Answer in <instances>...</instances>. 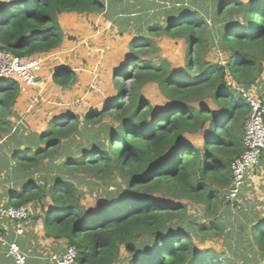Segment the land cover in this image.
<instances>
[{
	"label": "trees",
	"instance_id": "16d2710c",
	"mask_svg": "<svg viewBox=\"0 0 264 264\" xmlns=\"http://www.w3.org/2000/svg\"><path fill=\"white\" fill-rule=\"evenodd\" d=\"M201 1L206 6L203 14L197 5H187L188 0H172L153 13L158 5L118 12L115 0H8L0 8V49L22 57L48 56L41 74L50 71L52 86L63 90L78 85L81 74L76 70L81 65L60 62L65 56L62 48L73 40L66 34L65 15L77 14L91 28L92 15L97 14L111 27L119 23L118 16L128 20L127 26L138 14L134 19L144 20L132 28L120 27V33L133 31L137 37L124 67L112 69L118 93L107 97L100 111L92 109L84 117L72 112L55 116L39 135L19 128L12 132L25 137V148L14 153L16 164L29 175L43 174L28 179L15 206L50 197L52 208L43 217L46 236L75 245L77 264H236L240 248L246 247L245 253L253 247L251 241L256 243L252 250L264 257V218L250 217L244 230L233 226L239 221L236 216L200 222L182 201L199 202L208 214L219 206L231 183L232 162L245 149L244 127L251 107L242 90L264 97V0ZM161 16L164 21L158 19ZM209 22L215 27L210 36ZM147 33L185 38L190 50L186 68L177 70L164 58H140L139 53L154 45L142 39ZM91 45L103 61L106 41ZM209 45L227 61L205 60L202 50ZM112 50L117 58V49ZM121 76L133 79L129 93ZM149 83H156L171 100L169 108L157 109L140 96ZM31 88L23 89L14 78L0 79V137L11 132L15 105ZM207 98L222 110L203 104ZM55 103L75 108L83 98L79 105ZM105 118L114 119L117 126L104 123ZM80 174L103 181L120 178L114 183L120 189L106 191L108 197L97 209L87 207ZM220 237L230 241L225 244L230 254L226 258L201 246Z\"/></svg>",
	"mask_w": 264,
	"mask_h": 264
},
{
	"label": "rangeland",
	"instance_id": "374dc122",
	"mask_svg": "<svg viewBox=\"0 0 264 264\" xmlns=\"http://www.w3.org/2000/svg\"><path fill=\"white\" fill-rule=\"evenodd\" d=\"M7 1L8 0H0V8H2L6 4ZM244 1H249V0H244ZM114 3H116V5H117V6L115 5V7L117 8L118 12H120L121 9L124 7L130 9V11L140 12L142 10V7H144V6L158 5L157 8L155 7V9L151 10V13H153V11L159 12L161 5L169 6L170 4H172V0H115ZM187 5H189V6L197 5L201 10L200 13H202V14H203L204 10L206 9L204 2L201 0H188ZM140 16L141 15L138 14L137 16H134V17H140ZM134 17H132L133 21L130 23V25L127 26L128 20L125 21V19L122 16H118L117 21H119V23H114L116 27L110 26V28L107 29L106 31H104L103 33L101 32L103 29L102 30L100 29V27L103 25L97 24V26H95V28L97 29L96 32L99 31L98 32L99 41H106L107 47H109L110 50H111L110 45H112V47L114 49H117L116 54L118 56H117V59L115 61V64H114V66L109 65L108 67L103 68V61H101V59H98L99 57L95 56V58H96L95 61H93V59L89 60V65L91 67H86V69H87L86 72L90 73V71L93 70L92 74H93L94 79L93 80L90 79L88 81V83L90 81H92V83H90V85L88 83L85 84V86H84L85 94L83 95L84 96L83 97V103H81V104L86 103L85 105H87V101L88 102L94 101V103L92 104L93 107L89 108L88 106H86L84 108V107H82V105L75 107V108H73V107L67 108L66 107V109L63 108V110L58 109L56 116L63 115L67 112H72L74 114L80 115L81 117H84L85 114L92 109L100 111L104 107V104H100V102H95L96 101L95 96H97V95H95V93L92 95L89 92H90V90H91V92L94 90H97V88L100 87V80H104V78H106V80L109 81V84L107 83V87H105V89L108 90V95L106 93L107 97L109 98L111 96L110 98H112V97L117 95L118 90H117V85L112 78V69L114 68L116 70H118V69L120 70L121 68L124 67V65L128 61V57H126V55L131 53V51H130L131 43L137 37V35L133 31L129 32V31L125 30L123 33H120V27L132 28L137 24V22L139 20L142 19V18L134 19ZM120 18L124 19V20H119ZM127 19H131V16L128 15ZM158 19L160 21H164L163 16H161V18H158ZM210 20H211V18H210ZM104 22H106V21H104ZM141 22H144V20H141ZM64 23H65L66 32H67L66 34L70 35L73 39L77 38L76 37L77 36L76 31H78L81 28H86V29L88 28V27H86V23L83 22V20H81L79 18L77 19V17H75L73 19H69V20L67 19V22L64 21ZM151 23L155 24L156 22L152 21ZM102 24H104V23H102ZM104 25H106V24H104ZM213 25H214L213 22H209V27H210L209 28V30H210L209 36L212 35L213 33H215V27ZM88 30H89V32L87 31L88 32V34H87L88 38L85 39V42H83V43L89 42V40L91 38H93V37H91V34H92L91 32H94V31L91 29V27L88 28ZM142 39H150V41L152 43H154V45L152 44L151 46L146 47L147 51L139 53L140 58L145 59V60H154L156 62H158V61H160V59L164 58V59H167L168 61H170L173 65V67L177 70H183L186 68L187 62L189 61L188 60V53L190 50H189L188 43H187L185 38L173 39V38L167 37L165 35L153 36V35L147 33V34L142 36ZM113 44L116 45V48ZM89 47H91V48L93 47V45H91L90 42H89ZM94 49H96V48L89 49V51L92 52ZM92 56H94V55H92ZM108 56L114 57V54L108 53ZM202 56L205 60H208L212 63H215L217 61H221V62L227 61V59L225 58V56L222 53H217L213 49V47L210 45L205 47L202 50ZM63 58H64V56L60 57V62ZM83 59L84 58L82 56H79L78 58H76V60H81V61ZM84 62L88 63L87 60H84ZM92 62H95V68H94V65L92 64ZM113 75H114V73H113ZM120 79H121L120 81L125 85V87L128 91L127 93H129L131 90L130 84H132L133 79L130 77L125 78L124 76H121ZM93 83H94V88H90L91 84H93ZM104 85H106V82H104ZM80 88H81V84H78V85L76 84L69 89H64L63 90L64 94L62 92H60V93L58 92L57 96H59L61 98L60 102L64 101V103H67V102L72 103L73 101H76V103H78V105H79L80 104L79 99H81L79 97H81V92H78V91ZM87 93H89V94H87ZM139 94L143 99L149 101L157 109L169 108L171 103H172L170 99L166 98L164 96V94H162L159 86L156 83L147 84L145 87H143L139 91ZM53 101H55V99H53ZM203 104L207 105L208 107H210L211 109H214L217 112L222 110L211 98H207ZM196 106L199 107L198 104ZM103 122L108 124V125H116L117 126V123L114 121V119H110V118L106 119L105 118V120ZM200 141H202V139L197 138V142L200 143ZM259 174L262 175L263 173H259ZM83 175H84V177H83ZM80 178H83L82 183L80 184V187H81L80 189H82L83 191L86 192V195L83 198V203L87 207H91V208H95V209H97L99 207L100 203L103 202L106 199V197H108L106 195V191L113 192L117 188L120 189L119 187L115 186L114 183L122 181L120 178L114 179V180L111 179L109 181H103L101 179H98V178H95L92 176H86L85 174H80ZM123 190H125V188ZM252 197H250V198H252ZM250 198L249 199L244 198L243 202L241 204L240 203L237 204V209L232 210L227 205L226 198L224 197L222 202L219 203V206L218 205L214 206L210 210L209 214L204 210L201 203H199V202L190 200L189 198H183L182 201H183V203H186L188 205V214L197 215L198 221H200V222H204L205 220H208V219H215L216 217H219V216L224 217L225 219H228V220L230 218L232 219L233 216H236V217H238L239 221L233 223V226L236 228L238 227V228H241L244 230L245 228L242 227V225L247 227L248 226V224H247L248 219H251L250 217H252V216L257 217V216L263 214L261 216V219L264 218V209H261V210L257 209L256 211H253L252 213L244 212V214H242V216H239L237 214V212L243 211L241 206L243 204H247L248 202H250L251 201ZM48 200H50L49 201V203H50L51 198H48ZM166 200L170 201V202H174V203L178 202L177 199H174L171 196H166ZM50 206H52V205H50ZM48 210H49V206H48ZM48 210L46 208L41 209V211L44 215H45L46 211H48ZM259 211H262V212H259ZM249 237H251V236H249ZM245 239H249V238H245ZM229 242L230 241H225L223 239V237H220V238H215V239L209 240L204 245H201V246L204 248H209V247L213 248L215 251H217L219 253V255L221 257L226 258L230 254L228 255L229 250L225 244L229 243ZM251 244L253 245V247L248 246L245 253H244V249L246 247L240 248L241 249V254H240L241 256L239 255V258L235 259V261L237 262L236 264H264L263 255L259 252H254L252 250V248L256 249L255 241H251ZM233 245L235 246L236 243H233ZM237 246H235L234 248H236ZM122 254L124 256L126 255L124 250H123ZM29 262H30V260H29ZM14 264H15V262H14ZM117 264H119V263H117Z\"/></svg>",
	"mask_w": 264,
	"mask_h": 264
},
{
	"label": "crops",
	"instance_id": "0c3cea01",
	"mask_svg": "<svg viewBox=\"0 0 264 264\" xmlns=\"http://www.w3.org/2000/svg\"><path fill=\"white\" fill-rule=\"evenodd\" d=\"M93 16V17H92ZM90 17L91 20L95 21L94 26H92L91 38L89 40L90 43L99 44L94 40H98V32H96L95 26L97 24H101L103 26L100 27L103 33L107 29L110 28L111 23L109 20L104 22L103 15L97 14L92 15ZM67 19H73L77 17V14H68L64 16ZM106 25H104V24ZM88 27V26H86ZM89 28V27H88ZM88 28H81L76 31L77 38L70 40L69 45L68 43L62 49V53H65L64 58L61 60V64H68L71 67H77L78 65L91 67L89 65V60L95 61L96 50L90 53L89 49V42H85V39L88 38ZM107 28V29H106ZM88 31V32H87ZM109 44V43H108ZM110 45V44H109ZM111 50L107 49V56L103 60V68L108 67V64H112L114 66L115 61L117 58L108 56V53L113 54L112 45H110ZM110 50V51H109ZM85 55V56H84ZM94 55V56H92ZM79 56H82L84 59L76 60ZM75 58V59H74ZM74 59V60H72ZM100 59V58H98ZM84 60H87L88 63H85ZM95 68V62H92ZM98 64V63H97ZM87 65V66H86ZM79 66L76 70L80 75L79 84H81V88L78 92H81V97L83 98L85 94L84 86L88 83L93 75L92 71L90 73L92 75L87 76V69ZM93 68V69H94ZM84 69L85 72H82ZM102 75V74H101ZM42 76V74H41ZM42 88L41 87H34L27 91L25 94H21L19 101L16 103L14 108V115L11 117L13 122L11 132L2 133L0 137V207H8V206H15L16 201L18 200L19 194L24 190L28 179L31 176L35 177L36 179L39 176H42L41 173H36L33 175H29V171L26 168L20 167L16 164L14 159V153L16 150L20 149L23 150L25 145L23 143V138L17 137L12 135V132L16 131L18 128L20 130L25 129L28 133H37V135L41 134L43 131L50 127V122L53 117L56 116L58 109L63 110L61 107H57L55 102L61 101L60 97H58V92L61 89L60 87H56L55 85L52 86V74L49 71L44 72L42 76ZM94 82V81H93ZM106 82V85H104ZM103 83V84H102ZM107 83L109 81L104 78V80H100V87L97 90H94L89 93L92 95L95 93V102L104 103L105 99L107 98L106 92L108 90L105 89L107 87ZM102 84V85H101ZM92 85V84H91ZM83 88V89H82ZM91 88V86H90ZM33 89V91H31ZM38 89V90H37ZM59 89V90H58ZM56 90L58 92H56ZM63 94V89L60 90ZM87 93V94H89ZM55 99V101H53ZM93 102H88L87 105H83L82 107L88 106L89 108L93 107ZM98 106V105H97ZM57 107V108H55ZM21 132V131H20ZM27 135V134H26ZM37 140V137H34V142ZM43 145V144H42ZM259 173L264 174V161L260 163L256 170L250 171L246 178L245 185L243 187V191L241 194V201L240 204L243 202V199H251L250 202L247 204H243L241 208L243 211L237 212L239 216H242L244 212L252 213L253 211L264 209V175H260ZM40 178V177H39ZM261 183V184H260ZM260 185V186H259ZM259 186V187H258ZM262 190V191H261ZM50 198V197H48ZM48 198L42 202H35L29 203L30 207V218L27 223V226L24 227L23 233H19L17 231L18 225L16 221H13L7 218L4 215L0 214V264H14V260L7 255L6 248L4 247L1 239H5L7 241H15L17 242L22 250L28 254L29 260L31 264H51L48 260V256L51 253H64L68 246L67 240H58L52 237L46 236V229L44 225V214L42 213L41 209L46 208L49 210L52 208L51 202ZM44 205V206H43ZM239 206V205H238ZM241 209V210H242ZM262 212V211H259ZM40 218L35 219L37 215H40ZM263 214L259 215L261 217ZM258 217V216H257Z\"/></svg>",
	"mask_w": 264,
	"mask_h": 264
},
{
	"label": "built area",
	"instance_id": "2783aa9c",
	"mask_svg": "<svg viewBox=\"0 0 264 264\" xmlns=\"http://www.w3.org/2000/svg\"><path fill=\"white\" fill-rule=\"evenodd\" d=\"M48 56L43 54L33 57H22L7 50L0 49V79H17L23 89L43 87L42 66ZM243 96L251 107L244 127V151L236 157L231 165V183L225 192L227 205L237 209L241 194L250 171L260 165L264 153V97L242 90ZM0 214L16 221L17 231L23 233L30 218L29 205L0 207ZM7 255L14 259L15 264H31L29 256L15 241L1 239ZM79 258L78 248L70 244L62 254L51 253L48 260L51 264H76Z\"/></svg>",
	"mask_w": 264,
	"mask_h": 264
},
{
	"label": "clouds",
	"instance_id": "9594fccd",
	"mask_svg": "<svg viewBox=\"0 0 264 264\" xmlns=\"http://www.w3.org/2000/svg\"><path fill=\"white\" fill-rule=\"evenodd\" d=\"M77 264V263H76Z\"/></svg>",
	"mask_w": 264,
	"mask_h": 264
}]
</instances>
